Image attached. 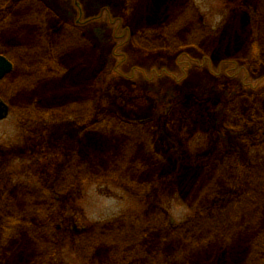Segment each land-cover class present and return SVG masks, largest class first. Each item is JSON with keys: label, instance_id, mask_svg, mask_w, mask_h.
I'll list each match as a JSON object with an SVG mask.
<instances>
[{"label": "rangeland", "instance_id": "obj_1", "mask_svg": "<svg viewBox=\"0 0 264 264\" xmlns=\"http://www.w3.org/2000/svg\"><path fill=\"white\" fill-rule=\"evenodd\" d=\"M18 1L0 0V54L15 63L0 84V96L10 106L9 116L0 121V204H11L13 210L0 205V259L6 255L0 264H42V258L43 264H139L145 256V264H178L172 255L178 241L167 240L168 224L172 229L185 224L205 204L214 203L216 192L227 198L233 190L225 186L226 180L248 177L253 180L249 191L264 186V143L244 144L239 154L212 162L219 152L240 144L234 134L219 133L221 105L238 92H264V64L251 66L247 61L264 27V20H259L264 0H192L167 34L172 38L186 23L175 33L182 41H197L198 23L214 33L201 40V48L188 43L175 52L148 51L152 37L140 38L138 45L134 37L140 30L160 32L162 23L190 0H142L129 13L128 3L136 0H30L33 3L17 5ZM35 17L51 43L66 26L62 42L48 46L50 52L84 46L51 63L58 70L68 69L59 86L73 84L80 91L81 98L75 96L83 101L80 104L90 97L124 121H151L158 163L139 147L134 158L152 165L143 171L130 166L119 173L116 159L122 143L106 139L100 144L94 139L98 136L83 133L72 120L75 114H67L69 107L41 124L32 123L29 118L37 115L30 99L39 98L38 105L48 110L67 97L58 93L46 101L40 88L30 90L25 84L32 73L23 72L21 51L27 50L23 45L33 40L37 27L24 22ZM262 34L264 48L263 29ZM172 106L183 117L174 127L166 124L164 115ZM246 136H251L247 129L243 139L248 142ZM75 149L91 165L88 177H62L63 165ZM102 172L111 177H97ZM132 179L137 182L131 188ZM24 184L56 185L58 193L43 204L42 218L29 212L34 207L28 199L20 202L27 205L24 209L18 207V199L13 204ZM13 212L32 221L16 223L3 242L1 222L18 216ZM201 222L193 221L189 229H198ZM49 225L53 229L48 235L50 230L41 228ZM146 228L156 230L143 239ZM47 244L54 247L51 255ZM222 254V264L236 259L227 247ZM191 258V264H216L207 257Z\"/></svg>", "mask_w": 264, "mask_h": 264}, {"label": "trees", "instance_id": "obj_2", "mask_svg": "<svg viewBox=\"0 0 264 264\" xmlns=\"http://www.w3.org/2000/svg\"><path fill=\"white\" fill-rule=\"evenodd\" d=\"M142 0H136L133 3H128V13L132 12L135 9V5ZM25 2V3H23ZM33 3L30 0H19L16 4L17 5H24ZM192 0L188 1V3L179 8L177 11V15L174 16L172 20H169L165 23H162V27L160 32H153V31H146L140 30L135 34L134 41L136 44L138 43L139 39L148 36L152 37L154 44L148 51H157L164 48H168L170 51H176L178 48L186 47V44L189 43L187 46H194L196 48H201V40L204 37L211 36L214 32L207 33V28L204 27L202 23H198L196 27H199V35L197 41L195 42H187L182 41L178 36H176V32L182 28L183 26L189 24L186 23L179 29L173 32L172 38L167 34V30H171L174 23L177 21L181 11L187 7L192 6ZM183 5V4H182ZM260 21L261 24L264 20V13L262 9L260 10ZM196 12V16H197ZM34 16V15H33ZM195 16V17H196ZM156 18L153 17V20ZM46 22L44 23V28L46 26ZM24 24H33L35 27L40 28L36 30L35 35L32 41L27 42V45H23L27 47L26 51H21L23 54V72L24 71H31L32 77L30 80H25V84H28V88L30 90H35L36 88H40L42 91L41 93L44 94L46 101L51 100L50 97H54L56 94L64 95L65 100L63 104H58L54 108L45 109L38 105L39 98L37 99H30V104L35 110L36 117L29 118L32 123L41 124L47 118L52 117L53 115H59V113L65 112L67 110V114L74 115L72 118L75 125L80 126V129L83 133L87 132L90 134H94L99 138L94 137L95 141H98L100 144L103 143V140H111L116 141V143L121 142L122 147L120 146L119 156L117 157V164L116 166L120 167L119 173H124L128 171L129 167L133 166L137 171H143L147 169L152 163H147L146 160L135 159L134 154L142 147L145 151V154L154 158V161L157 163L159 162V158L154 155V128L153 123L151 121L148 122H128L124 121L123 119L117 117L114 113H110L111 111L107 108L102 106V102L95 104L92 99H82L84 100V104H80L83 101H80L81 94L79 90H75L72 85L64 84L59 86V80L63 78L65 73L68 69H56L51 66L52 62L57 61L63 54H66L70 51H77L80 48H84V46L71 48L69 50H64L57 52L56 50H48V46H54L62 42V37L65 33L66 26L63 27L62 31L59 33L58 41H53L52 43L49 41V33L46 34L44 29L41 30V26L38 22V19L31 20L28 22H24ZM262 26L260 37H256V44L254 49L253 57H250L247 61L251 66L254 65H263L264 64V48L263 42L261 43V35ZM191 30V28L188 30ZM193 31V29H192ZM81 33V32H80ZM82 35V33H81ZM41 36L44 38V43L41 41ZM82 38L85 37L82 35ZM161 39V40H159ZM87 40V39H86ZM88 41V40H87ZM64 42V41H63ZM38 45V46H37ZM138 45V44H137ZM20 46V47H23ZM43 46L44 48H39ZM87 46V45H86ZM260 46V47H259ZM143 48V47H142ZM144 49V48H143ZM203 49V48H202ZM146 50V49H145ZM253 51L251 48L250 52ZM256 52V54H255ZM50 54H52V58L50 59ZM54 58V60H52ZM12 61V60H11ZM13 64L14 61H12ZM250 66V67H251ZM252 68V67H251ZM53 81L49 86V90H45V86L50 82ZM75 83V82H74ZM1 84V82H0ZM44 91V93H43ZM78 93V97H75ZM71 94V95H70ZM70 95V96H69ZM244 103V106H243ZM101 104V105H100ZM66 107L65 110L62 108ZM77 108V111L74 112L71 109ZM82 108V109H81ZM165 109H169L166 107ZM172 110V111H171ZM176 111V110H175ZM174 107L172 106L167 113L165 118V122L168 126L174 127L176 124L177 126L183 120V117L180 113L175 112ZM220 119H219V133H232L234 134L238 141L240 140V144L232 149L226 148L223 151L219 152L216 156L213 157L212 162L215 163L217 160L221 159L223 162L229 158V155L232 156L236 153L239 154L242 148V145H255L258 143H264V92L253 93V94H242L241 92L236 93L231 99L224 101V104L221 105L219 110ZM28 120V121H30ZM145 129H144V127ZM247 129L249 131V135L246 136L248 140L243 139V132ZM152 131V132H151ZM241 131H243L241 133ZM246 133V132H245ZM248 134V133H247ZM153 136V138L151 137ZM142 138V139H141ZM121 139V140H119ZM145 139V140H143ZM121 145V144H120ZM137 153V152H136ZM224 153V154H223ZM82 155V154H81ZM222 157V158H220ZM83 158V157H82ZM134 158V159H132ZM155 162V163H156ZM91 165L81 160L80 155L78 154L77 150L75 149L67 158L63 165L62 177H88L87 175L91 174L92 168ZM111 172V171H110ZM102 172L101 174L97 175V177H111V173ZM61 177V176H59ZM123 177H127L126 175ZM154 177V176H153ZM223 178V177H222ZM248 177H234V179L225 182V186L228 190L232 189L233 192L226 195L227 198H220L224 197L221 196L218 192H216L214 196V203L209 205L208 203L204 205L203 209H199L194 217L189 219L185 222V224L181 225L178 228L172 229L168 224L169 233L167 234V240L171 241H178L176 244L177 250H174L172 253L173 257H176V262L178 264H191L190 261L193 262V259L190 257H198L199 261L202 258L207 257L206 261H213L216 264H222L223 256L222 252L225 248H229L231 250V257L232 255L236 257L234 261H231L229 264H264V186L263 187H256L252 191H249L250 182L253 180H248ZM224 180V179H223ZM241 181L243 184L241 185ZM129 186L135 187L134 183L137 181L129 180ZM146 184V183H145ZM28 188V191H25V188ZM26 188V189H27ZM56 185L51 188L44 187L39 185L35 186H21L17 195V198L14 200L13 204H15L16 200H20L19 206L24 209L26 204L20 203L21 200L28 199L29 204L34 207V210H29L30 213H33L34 216L37 218H42L43 214V204H48V201L52 200L58 191H56ZM221 190V189H219ZM222 191V190H221ZM60 192V191H59ZM223 192V191H222ZM227 192V191H225ZM27 193V195H26ZM23 194V195H22ZM25 194V195H24ZM8 200V199H7ZM6 200V201H7ZM10 208L11 211V204H0ZM197 206V204L195 205ZM1 208V207H0ZM199 208V206H198ZM1 211V210H0ZM0 213L3 214L1 211ZM17 214V217L10 216L6 217L5 220L3 218L2 223V237L5 242L7 232H13V228L16 223L25 222V221H32L29 220L28 217L24 218L21 212H13ZM21 213V214H19ZM6 214H9L6 213ZM218 215L217 218L216 216ZM206 218V219H205ZM197 219H200L202 222L198 229H189L191 228V223ZM36 225V224H35ZM46 225V224H45ZM5 226V227H4ZM149 225H147L148 227ZM38 229L39 227L36 226ZM36 228V229H37ZM55 228V227H54ZM41 229L50 230L47 234H51V226L42 227ZM158 229V228H157ZM182 229V235L179 234V231ZM156 230L155 228H146V231L141 236L144 239L147 237V234L150 235L151 233ZM6 231V232H5ZM5 232V233H4ZM44 233V231H43ZM46 233V232H45ZM196 235L195 239L193 238L192 234ZM37 235V234H36ZM32 236V235H31ZM165 237V238H166ZM11 238V237H10ZM36 240V238H35ZM214 240V241H213ZM163 241V239H162ZM215 243V244H213ZM56 244V242H55ZM54 244V246H55ZM137 243L134 245L136 246ZM238 246L243 250L239 249ZM51 246V244H50ZM48 244L46 245L47 249L50 251V255L54 250V247L51 249ZM6 248V244L4 245ZM4 247L2 248V252L5 250ZM100 247V246H98ZM96 247L95 249H97ZM50 248V249H49ZM57 249V248H56ZM235 251L242 252V254H233ZM221 253V254H220ZM197 254L198 256H195ZM4 254V259H5ZM2 257V253L0 250V258ZM8 257V256H7ZM148 256H145L140 260L139 264H145V260ZM4 259H0L1 263H4ZM38 260H41L39 258ZM44 258H42L41 263L43 264ZM128 263V262H126ZM223 264H226L225 262Z\"/></svg>", "mask_w": 264, "mask_h": 264}, {"label": "water", "instance_id": "obj_3", "mask_svg": "<svg viewBox=\"0 0 264 264\" xmlns=\"http://www.w3.org/2000/svg\"><path fill=\"white\" fill-rule=\"evenodd\" d=\"M13 69L12 63L3 55H0V81L7 76ZM9 114V106L0 97V121L4 120Z\"/></svg>", "mask_w": 264, "mask_h": 264}, {"label": "flooded vegetation", "instance_id": "obj_4", "mask_svg": "<svg viewBox=\"0 0 264 264\" xmlns=\"http://www.w3.org/2000/svg\"><path fill=\"white\" fill-rule=\"evenodd\" d=\"M1 55H3V54H1ZM5 56V55H4ZM6 57V56H5ZM7 58V57H6ZM3 79H5V78H3ZM21 186H26L25 184L24 185H21Z\"/></svg>", "mask_w": 264, "mask_h": 264}]
</instances>
